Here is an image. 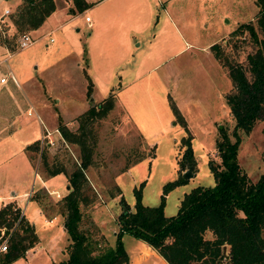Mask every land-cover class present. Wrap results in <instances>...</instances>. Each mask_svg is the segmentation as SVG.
<instances>
[{
    "label": "rangeland",
    "instance_id": "374dc122",
    "mask_svg": "<svg viewBox=\"0 0 264 264\" xmlns=\"http://www.w3.org/2000/svg\"><path fill=\"white\" fill-rule=\"evenodd\" d=\"M162 1L166 3L168 14L175 20H177L174 15L176 11L181 15V20L176 21L181 41L178 37L176 38L172 29L166 28L167 37L161 42L162 49L156 57L152 58V64H156L149 76L152 78L153 91L156 92L155 95L161 96L163 95L162 90L171 87L174 79L182 77L184 81L181 94L189 100L192 98L190 102L181 103L182 108L179 110L192 134L195 164L191 169L192 175L184 183L173 187L166 195L164 212L166 215H173L185 192L199 184H214L215 178L209 168L208 161L210 159L215 162L220 161L216 147V140L220 137V128H225L230 133L235 124L225 97L227 93L235 90V86L228 74L227 66L222 65L224 59L221 61L215 56L217 49H213L211 45L219 43L221 53L226 56L228 63H240L245 69H248L247 54L253 52L257 45L249 31L241 29L240 24L253 22L260 37H262V33L256 23L258 11L256 0ZM54 3L55 8L56 5H60L65 6L66 9L71 7L77 10L73 0H54ZM16 10L17 8L10 13L12 14ZM164 12L163 7L159 6L156 14L158 16L155 17H161ZM1 30H4L3 25ZM152 30L153 27L150 31ZM88 31L89 29L82 25L79 32L88 36ZM23 32L30 33L29 30H23L7 36L4 31H0V39L8 38L9 44L20 48L19 37ZM32 37L35 41V37ZM214 60L217 63V68L212 62ZM84 64L87 62H83L82 65ZM58 69L63 72V76L51 85V90L55 89V92L67 94L70 99L67 100V107L64 108V103L57 101L56 94L58 93L53 94L52 103L60 105L62 111L61 114L60 110L56 109L58 113L56 119L63 120V116L68 117L72 114L69 117L72 122L68 124L63 121L75 130L79 125L78 115L86 110L83 109L80 113H75L79 110L76 103L86 92L87 77L82 69L74 64L73 59L60 61ZM86 69L92 78L94 70ZM83 70L85 71L84 66ZM171 88L174 89V87ZM93 94L95 97L92 87V97L86 93L83 98L89 103L88 106L103 99L96 100ZM159 111L160 103H158L157 111L152 107L136 110L139 112L135 116L137 123L134 120L131 122L125 118L124 110L117 106L115 99L113 108L104 117L97 118L92 123L91 127L97 142L93 162L86 169L88 183L84 187L85 199L81 202V208L84 212L83 226L90 232H94L95 238L100 239L103 225L108 234L109 232L113 233L112 230L116 229V220L121 209L119 201L121 194L133 206L135 202L134 188L139 187L140 182H143L141 187L143 203L157 205L160 202L164 184L181 174L183 175L186 170L187 167L181 169L178 163L182 151L181 148V151L179 150L180 139L184 134V129L178 123L172 124L174 116L170 106L166 110L167 116L163 114L158 116L156 113ZM231 137L234 138L232 135ZM240 137L239 163L249 178L255 181L264 173V118L258 120L248 133L240 131ZM61 139L62 142L51 144L45 141L42 145L39 139L40 149L37 151L29 149V155L33 156L31 161L35 170L37 169L35 175L38 177L49 176L40 157L44 147L48 152L49 166L63 164L66 176L72 171L74 164L79 161L77 146L65 141L63 136ZM60 177L64 182V175L60 174ZM32 188L25 193L27 199L35 197L47 217L57 214L60 220H63L64 215L61 214V206L57 202L63 195L60 196L55 192L50 194L51 192L49 193L46 188L37 190ZM3 205L2 203L0 208ZM16 205L18 204L16 203ZM18 206L20 216L12 223L13 229L17 228L21 216L28 219L25 205ZM46 220L52 221L51 218ZM60 220L53 224H43L42 218H38L36 220L37 230L44 238L41 245L38 244V236V241L26 250L24 256L14 259L9 264H54V262L66 258L68 255L65 254L67 252L65 237L69 238L68 234L65 236L63 232L60 233L63 231ZM28 221L30 222L29 219ZM54 226L59 231L57 238L51 230ZM97 227L99 231L96 230ZM206 236L211 237L212 235L207 232ZM135 239L130 234H124L123 241L129 250ZM106 242L110 244L109 239ZM102 243L104 245V242L99 240V245ZM224 251L227 252V246ZM1 257L2 254L0 255V264Z\"/></svg>",
    "mask_w": 264,
    "mask_h": 264
},
{
    "label": "trees",
    "instance_id": "16d2710c",
    "mask_svg": "<svg viewBox=\"0 0 264 264\" xmlns=\"http://www.w3.org/2000/svg\"><path fill=\"white\" fill-rule=\"evenodd\" d=\"M73 2L78 11L90 6L86 0ZM256 5V23L262 37L253 22L240 24L241 29L249 31L257 45L253 52L247 54L248 69L240 63H228L219 43L211 45L217 49L215 56L221 61L224 59L222 65L227 66L235 86V90L225 96L235 124L230 133L220 128V137L216 140L220 161H208L215 178L214 184H199L185 192L175 214H165V198L173 187L184 183L187 178L181 174L165 183L157 205L143 203V182H140L139 187L134 188L133 206L121 194L114 245L106 242L103 233L100 239L95 238L94 232L83 226L84 212L81 208V202L85 199L84 187L88 183L86 169L93 162L97 142L91 126L97 118L104 117L113 108L115 94L110 91L101 101L91 104L80 113L79 125L75 130L58 117L57 128L65 141L77 146L79 161L67 174L68 191L57 200L64 215L69 243L66 246L68 256L54 264H129L124 234L146 242L168 264H264V173L253 181L238 160L240 131L248 133L258 120L264 118V0H256ZM53 10L54 0H23L11 14V20L16 32L31 30L38 27ZM0 41L9 43L8 38ZM87 78V95L90 96L93 82L88 75ZM169 104L174 116L173 123H178L184 129L178 163L181 169H185L195 164L192 134L171 96ZM27 148L39 150V139ZM45 150V147L42 148L40 157L47 174L52 176L65 172L61 163L49 166L48 152ZM19 216V206L13 201L0 208V224L11 226ZM14 230L7 251L2 254L1 264H9L24 256L26 250L38 241L35 227L24 216L20 217ZM96 230L99 231L98 227ZM207 232L212 236L207 237ZM98 239L104 245H99ZM224 246H227V252Z\"/></svg>",
    "mask_w": 264,
    "mask_h": 264
},
{
    "label": "crops",
    "instance_id": "0c3cea01",
    "mask_svg": "<svg viewBox=\"0 0 264 264\" xmlns=\"http://www.w3.org/2000/svg\"><path fill=\"white\" fill-rule=\"evenodd\" d=\"M86 1L90 6L82 11H72L71 7L66 9L65 6L56 5L55 10L38 27L29 30L30 35L35 37L33 46H27L26 49L15 48L11 43L0 41V205L10 201L20 206L25 205L26 217L36 228L39 245L44 238L37 230L36 220L42 218L43 224H53L60 218L57 214L47 217L40 202L35 197L27 199L25 193L31 187L34 190L46 188L50 194L55 192L61 196L69 188L65 172L45 178L35 175L37 169L33 166L27 148L40 139L43 127L54 129L58 126L56 109L61 114L62 111L60 105L52 103L54 93H58L57 101L64 103V108L67 107L70 97L62 92H55V89L51 90V85L63 76V72L58 69L60 61L73 59L86 77H90L86 68L93 69L92 87L96 95L94 97L93 94V97L100 100L113 91L117 106L124 110L125 118L131 122L134 120L137 123L135 116L139 112L136 110L152 107L157 111L158 103L160 111L156 114L167 116L169 95L179 109L182 108L181 103L192 100L181 94L184 81L182 77L174 79L171 86L174 89H163L161 96L155 95L152 78L149 77L156 66L152 64V58L158 55L162 49L161 42L167 37L166 28L172 29L176 38L181 41L176 22L181 20V15L177 11L174 14L175 20L168 14L166 3L162 0ZM21 2L22 0H0V21L7 36L16 32L10 12ZM159 6L165 12L156 18ZM6 9L9 12L5 13ZM87 15L90 16L89 20L85 18ZM82 25L89 29L88 36L79 32ZM85 61L87 64L82 65ZM212 62L217 68L215 60ZM1 77H6V80L1 81ZM87 84L85 94L76 103L79 110L75 113L89 107V103L83 100ZM71 115H62L68 124L72 122L69 118ZM55 135L57 136L56 133ZM60 174L64 175V182ZM50 218L52 221L46 220ZM60 222L63 229L60 233L63 232L66 236L64 219ZM103 226H100L101 232L114 245L118 225L109 234ZM51 230L57 238L58 228L54 226ZM65 238L67 246L69 239L67 236ZM133 243L130 250L125 246L129 264H168L143 240L136 238Z\"/></svg>",
    "mask_w": 264,
    "mask_h": 264
},
{
    "label": "built area",
    "instance_id": "2783aa9c",
    "mask_svg": "<svg viewBox=\"0 0 264 264\" xmlns=\"http://www.w3.org/2000/svg\"><path fill=\"white\" fill-rule=\"evenodd\" d=\"M7 12H9V9L5 10V13ZM85 18L86 20H89L90 16L87 15ZM1 29H2V23L0 21V31L3 32L4 30H1ZM33 42H34V39L28 32H23L19 37V47L20 48H25L29 46L30 44H32ZM12 79L15 81L14 77H12ZM5 80H6V77H1V81H5ZM29 113H31V111H29ZM55 133L57 134V136L55 135ZM52 134L53 136H51ZM61 138H62V135L58 128L49 130L47 127H43V131L40 137V143L42 145L45 141H48L49 143L54 144ZM13 230L14 229L11 226H8L5 224L0 225V255L7 251L10 237L12 235Z\"/></svg>",
    "mask_w": 264,
    "mask_h": 264
},
{
    "label": "water",
    "instance_id": "95a60500",
    "mask_svg": "<svg viewBox=\"0 0 264 264\" xmlns=\"http://www.w3.org/2000/svg\"><path fill=\"white\" fill-rule=\"evenodd\" d=\"M192 167H193V165H188L187 168H186V170L183 172V176L185 178H188L189 176L192 175V171H191ZM223 249L225 250L226 249V246H224Z\"/></svg>",
    "mask_w": 264,
    "mask_h": 264
}]
</instances>
